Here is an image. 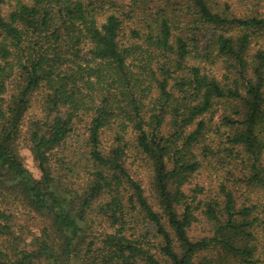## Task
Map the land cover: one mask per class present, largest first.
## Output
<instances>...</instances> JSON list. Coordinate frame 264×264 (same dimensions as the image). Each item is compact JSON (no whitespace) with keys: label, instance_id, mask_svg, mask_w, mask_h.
Returning <instances> with one entry per match:
<instances>
[{"label":"trees","instance_id":"1","mask_svg":"<svg viewBox=\"0 0 264 264\" xmlns=\"http://www.w3.org/2000/svg\"><path fill=\"white\" fill-rule=\"evenodd\" d=\"M14 200L0 264H264V0H0Z\"/></svg>","mask_w":264,"mask_h":264},{"label":"rangeland","instance_id":"2","mask_svg":"<svg viewBox=\"0 0 264 264\" xmlns=\"http://www.w3.org/2000/svg\"><path fill=\"white\" fill-rule=\"evenodd\" d=\"M17 151L26 168L35 176L40 177V171L29 150V143L25 137L18 142ZM10 212L12 214V235L0 237V250L9 252L4 245H14L17 248L27 247L32 237L39 235L47 225V218L33 211L19 200L12 202ZM78 263V258L74 260Z\"/></svg>","mask_w":264,"mask_h":264}]
</instances>
